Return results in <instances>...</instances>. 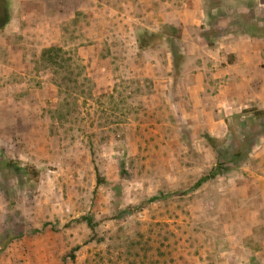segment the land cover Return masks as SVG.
<instances>
[{"label": "rangeland", "instance_id": "obj_1", "mask_svg": "<svg viewBox=\"0 0 264 264\" xmlns=\"http://www.w3.org/2000/svg\"><path fill=\"white\" fill-rule=\"evenodd\" d=\"M46 1L0 33V264H235L264 211V0H204L196 30L188 0H96L66 33Z\"/></svg>", "mask_w": 264, "mask_h": 264}, {"label": "crops", "instance_id": "obj_2", "mask_svg": "<svg viewBox=\"0 0 264 264\" xmlns=\"http://www.w3.org/2000/svg\"><path fill=\"white\" fill-rule=\"evenodd\" d=\"M65 0L61 1L60 4L56 3L55 0H47L46 1V8H45V14L43 17L48 21H54L56 23L55 31L56 33H66L65 27L66 23L69 21H75L77 17H85L90 18V15H93L92 13L96 12L97 6L94 7L95 4H97L96 0ZM212 0H209L210 3ZM222 1V0H221ZM28 0H12V11L10 12V22L7 25V27L4 30H0V33H9L10 35L14 36V33L19 32L23 33V28L21 27L22 22L21 19L24 17L27 19L24 12H21L19 8H17L20 5H24L27 3ZM213 2V1H212ZM187 4L191 7L193 5V10L191 8L187 7L184 12H180L182 17L187 18V14H192L197 21H195V25H193V28L196 30V25H199L201 27V24H204L202 22V15L203 14H213L217 8H209V6H205L204 0H188ZM195 4V5H194ZM67 5L73 6V9H71L68 13L65 11L64 6ZM117 5L115 3V0H111V3L107 6L110 9L111 18L112 21H117L119 23V20L130 21L134 19V15H131L132 9H130V5L126 4H119L122 6V8H117ZM155 5V3L153 4ZM14 6V7H13ZM170 6V4H169ZM212 6V5H210ZM256 10L257 8L254 7ZM134 11V10H132ZM153 14H149V16H155L156 10H153ZM178 11H171L168 13V16H179ZM255 13H258V11H255ZM178 18V17H177ZM126 19V20H125ZM183 19L178 18L177 22H182ZM118 27L120 26L117 24ZM13 27V29L11 28ZM21 27V28H20ZM238 33V32H236ZM252 42L254 41V38H250ZM248 40H245L244 42H247ZM255 43V42H254ZM249 47H255L256 44L246 43ZM240 54H237L239 58V62H243V59L239 57ZM241 58V59H240ZM244 58V57H243ZM238 60V59H237ZM238 101L240 105L234 104V106H245L246 100L243 101V99L234 100L233 102ZM251 101V100H250ZM228 102V101H227ZM253 102V101H252ZM241 106V107H242ZM235 110V109H233ZM232 110V111H233ZM235 112V111H233ZM264 184V182H262ZM261 183H255L254 187L261 188L263 186ZM259 190V189H258ZM260 191V190H259ZM264 193V192H263ZM257 214L259 216V225H257L256 231L250 230L240 233V238L236 243L237 250L235 252H232L230 255V258L232 261L237 264H264V211L263 208L260 207L257 210ZM251 234V235H250ZM252 236V237H251ZM229 258V259H230Z\"/></svg>", "mask_w": 264, "mask_h": 264}, {"label": "trees", "instance_id": "obj_3", "mask_svg": "<svg viewBox=\"0 0 264 264\" xmlns=\"http://www.w3.org/2000/svg\"><path fill=\"white\" fill-rule=\"evenodd\" d=\"M218 1V0H216ZM10 5H11V0H0V30H4L7 25L10 22ZM142 47H146V44L143 45V43L141 44ZM213 140V139H211ZM10 166V163H3V161L0 159V168L2 167H7ZM222 167V165H221ZM224 169H221L220 166H216L214 167L209 174L204 175L203 177H201L199 179V181L195 184V188L201 186L203 183L207 182L208 180L216 177L217 175H219ZM104 179L102 177L98 178V183L102 184L104 183ZM184 193H172L169 194V196H176V195H182ZM81 220H83L84 222L87 223V225L91 228V230H95L97 223L95 222L94 218L92 216H84L81 218ZM13 237H9L6 241H4L3 245L0 246V252L4 251L5 248L13 241ZM78 248V247H77ZM77 248L74 249V251L78 250ZM74 255H72L73 257Z\"/></svg>", "mask_w": 264, "mask_h": 264}]
</instances>
